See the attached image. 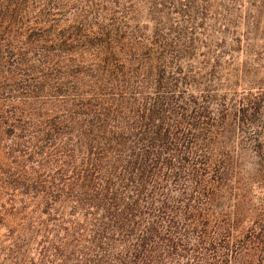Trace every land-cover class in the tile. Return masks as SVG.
I'll return each instance as SVG.
<instances>
[{"label":"trees","instance_id":"16d2710c","mask_svg":"<svg viewBox=\"0 0 264 264\" xmlns=\"http://www.w3.org/2000/svg\"><path fill=\"white\" fill-rule=\"evenodd\" d=\"M236 1L0 0V264H264V0Z\"/></svg>","mask_w":264,"mask_h":264},{"label":"rangeland","instance_id":"374dc122","mask_svg":"<svg viewBox=\"0 0 264 264\" xmlns=\"http://www.w3.org/2000/svg\"><path fill=\"white\" fill-rule=\"evenodd\" d=\"M242 0H238V1H236V4H239L240 2H241ZM212 2L214 3V5L217 7V9H219V2H220V0H212ZM240 60H238V62H239Z\"/></svg>","mask_w":264,"mask_h":264}]
</instances>
